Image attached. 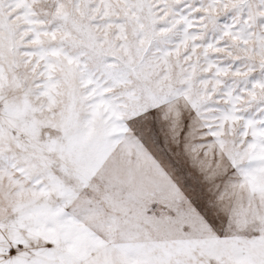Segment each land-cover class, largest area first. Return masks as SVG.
<instances>
[{
    "label": "snow or ice",
    "instance_id": "snow-or-ice-1",
    "mask_svg": "<svg viewBox=\"0 0 264 264\" xmlns=\"http://www.w3.org/2000/svg\"><path fill=\"white\" fill-rule=\"evenodd\" d=\"M0 264H264V0H0Z\"/></svg>",
    "mask_w": 264,
    "mask_h": 264
}]
</instances>
